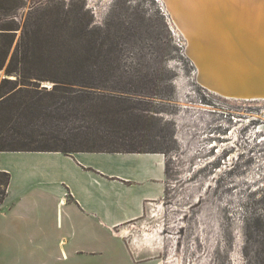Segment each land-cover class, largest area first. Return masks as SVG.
Here are the masks:
<instances>
[{"label":"rangeland","instance_id":"rangeland-1","mask_svg":"<svg viewBox=\"0 0 264 264\" xmlns=\"http://www.w3.org/2000/svg\"><path fill=\"white\" fill-rule=\"evenodd\" d=\"M82 6L105 38L94 54L116 64L94 73L85 95L57 94L61 112L45 123L55 138L38 146L161 152L165 195L121 229L124 241L135 247L133 239L157 234L142 247L160 264H264V100L224 98L197 83L161 0H0V55L8 52L0 82L15 78L4 69L38 18ZM84 102L94 115L73 112Z\"/></svg>","mask_w":264,"mask_h":264},{"label":"crops","instance_id":"crops-1","mask_svg":"<svg viewBox=\"0 0 264 264\" xmlns=\"http://www.w3.org/2000/svg\"><path fill=\"white\" fill-rule=\"evenodd\" d=\"M0 173V264H160L121 229L164 197L163 154L6 151Z\"/></svg>","mask_w":264,"mask_h":264},{"label":"trees","instance_id":"trees-1","mask_svg":"<svg viewBox=\"0 0 264 264\" xmlns=\"http://www.w3.org/2000/svg\"><path fill=\"white\" fill-rule=\"evenodd\" d=\"M67 11L44 14L38 18V22L33 24L35 28L23 34L4 69L6 76L15 78H3L0 82V152L72 153L38 146L43 138H55L51 132L55 133L56 127L46 128L45 123L61 112L57 94L76 87L77 94L85 95L83 91L94 86L93 74L113 69L116 64L106 59L104 54H94L96 47L97 51L103 52L106 42L96 33L84 7L71 14ZM7 55V51L3 57L0 55V70L4 68ZM39 81H51L54 86L50 91L40 90ZM72 110L84 116L96 112L93 104L87 102L77 103ZM42 130L50 132L45 134ZM7 182L8 175L0 173V199L5 196Z\"/></svg>","mask_w":264,"mask_h":264},{"label":"bare ground","instance_id":"bare-ground-1","mask_svg":"<svg viewBox=\"0 0 264 264\" xmlns=\"http://www.w3.org/2000/svg\"><path fill=\"white\" fill-rule=\"evenodd\" d=\"M164 1L207 90L264 96V0ZM154 240L147 235L138 242Z\"/></svg>","mask_w":264,"mask_h":264},{"label":"water","instance_id":"water-1","mask_svg":"<svg viewBox=\"0 0 264 264\" xmlns=\"http://www.w3.org/2000/svg\"><path fill=\"white\" fill-rule=\"evenodd\" d=\"M161 3L162 4H164V10H165V12H166V14H167V16H169L168 17V19H169V21L171 20L172 22H174V18L171 16V13H170V11L166 8V6H165V1L164 0H161ZM171 23V22H170ZM175 30H179V28L175 25ZM180 31V30H179ZM180 33H182L181 31H180ZM180 38H181V36H179ZM183 37V36H182ZM184 39H185V49H184V54H185V56H186V58L192 63V64H194V60L192 59V57H191V53H190V45H189V43H188V40H187V38L184 36L183 37ZM254 46V45H253ZM199 76H200V73L199 74H197V78H199ZM197 83H199L201 86H203L200 82H199V79H197ZM45 87V86H44ZM205 89H208V87H206V86H203ZM46 88V87H45ZM210 89V91L212 92V93H214V94H217V95H219V96H221V97H224V98H228V99H232V100H241V99H245V98H247V97H249L248 99L250 100H254V99H260V100H264V96L263 95H260V94H256V93H252V94H245V93H242V94H224V93H221V92H217L216 90H214V89H212V88H209Z\"/></svg>","mask_w":264,"mask_h":264}]
</instances>
